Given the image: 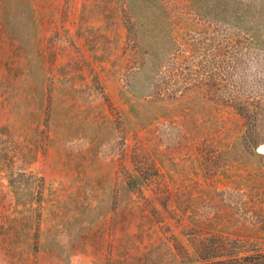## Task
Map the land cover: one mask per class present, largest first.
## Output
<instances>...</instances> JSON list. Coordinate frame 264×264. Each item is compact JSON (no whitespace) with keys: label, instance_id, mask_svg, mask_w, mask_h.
<instances>
[{"label":"rangeland","instance_id":"1","mask_svg":"<svg viewBox=\"0 0 264 264\" xmlns=\"http://www.w3.org/2000/svg\"><path fill=\"white\" fill-rule=\"evenodd\" d=\"M264 0H0V264L264 250Z\"/></svg>","mask_w":264,"mask_h":264},{"label":"trees","instance_id":"2","mask_svg":"<svg viewBox=\"0 0 264 264\" xmlns=\"http://www.w3.org/2000/svg\"><path fill=\"white\" fill-rule=\"evenodd\" d=\"M192 264H264V250L240 249L203 257Z\"/></svg>","mask_w":264,"mask_h":264},{"label":"water","instance_id":"3","mask_svg":"<svg viewBox=\"0 0 264 264\" xmlns=\"http://www.w3.org/2000/svg\"><path fill=\"white\" fill-rule=\"evenodd\" d=\"M261 151H263V152H264V146H263V147H261Z\"/></svg>","mask_w":264,"mask_h":264}]
</instances>
